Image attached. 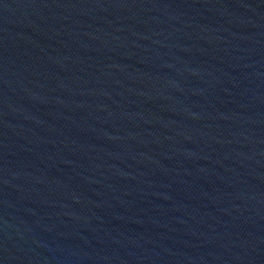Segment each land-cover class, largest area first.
I'll list each match as a JSON object with an SVG mask.
<instances>
[{"label": "water", "instance_id": "water-1", "mask_svg": "<svg viewBox=\"0 0 264 264\" xmlns=\"http://www.w3.org/2000/svg\"><path fill=\"white\" fill-rule=\"evenodd\" d=\"M0 264H264V0H0Z\"/></svg>", "mask_w": 264, "mask_h": 264}]
</instances>
